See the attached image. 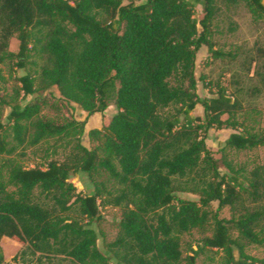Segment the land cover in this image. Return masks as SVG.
I'll return each instance as SVG.
<instances>
[{
	"label": "trees",
	"instance_id": "obj_1",
	"mask_svg": "<svg viewBox=\"0 0 264 264\" xmlns=\"http://www.w3.org/2000/svg\"><path fill=\"white\" fill-rule=\"evenodd\" d=\"M263 1L248 0L264 14ZM219 2L238 0H0V58L17 38L19 69L26 68L31 50L44 60L37 80L18 79L20 94L35 96L55 87L64 104L78 105L89 117L116 109L107 125L89 132L98 145L87 147L85 122L44 120L38 103L11 105L13 139L7 141L0 125V154L53 142L45 168L26 169L9 160L7 177L0 178V242L18 239L24 246L15 262L181 264L180 236L213 220L212 236L191 249L187 264H195L205 249L224 251L227 264H264L244 252L245 245L264 250V206L231 220L209 209L215 202L219 209H237L245 185L220 172L206 144L210 130L235 131L225 149H264V131H238L237 99L223 89L212 97L198 94L201 47L221 56L210 35ZM198 105L203 116L193 117ZM102 172L120 188L108 201L96 183ZM78 175L94 184L92 193L77 191L72 179ZM250 177L249 196L257 203L264 198V165ZM102 200L122 212L107 254L91 227L100 220Z\"/></svg>",
	"mask_w": 264,
	"mask_h": 264
},
{
	"label": "rangeland",
	"instance_id": "obj_2",
	"mask_svg": "<svg viewBox=\"0 0 264 264\" xmlns=\"http://www.w3.org/2000/svg\"><path fill=\"white\" fill-rule=\"evenodd\" d=\"M262 4L264 5V1ZM219 9L212 23L210 35L215 53L221 56L216 57L206 46L201 47L195 68L198 94L202 98L212 97L220 89L225 90L229 97L233 100L237 99L241 105L233 120L241 125L238 131L259 134L264 131V14L250 5L248 0H238L231 5L219 2ZM195 17L198 20L202 19L201 6L197 7ZM98 18L105 20L103 15H98ZM19 46L20 42L17 38L11 39L7 52L0 58V125H4L8 132V142H12L13 139L8 115L14 103L23 106L38 103L41 109L39 117L55 123H63L74 117L71 106L60 100V94L55 87L44 92L39 91L35 96L24 97L19 93L18 79L30 75L37 80L44 61L36 55V50H31L26 68L19 69L16 66ZM113 109L116 111L114 107ZM111 112L109 111V114H112ZM192 116L198 117L196 111ZM227 118V116L223 117V119ZM108 123V119L103 120V126ZM232 133L235 131L229 128L212 129L206 141L208 148L219 162L220 172L226 176L238 177L245 184L244 188L240 189L243 198L237 209L233 210L230 207L219 209L217 202L212 203L209 208L211 215L217 214L219 219L224 220L240 217L247 211L264 206V198L256 203L249 196L250 175L256 168L264 165V149L238 151L223 148V144ZM82 143L87 147L98 145V141H91L86 135L83 136ZM52 144L53 142H49L20 148L13 155L0 154V178L6 179L5 165L9 160L26 169L45 168L47 160L52 156ZM63 154L61 149L57 157L62 158ZM72 181L78 192L89 194L94 190V184L83 175L74 177ZM96 183L106 201L109 194L116 195L120 189L117 183L103 172L96 176ZM179 196L183 199L199 201V196L191 193H180ZM103 201L105 200L101 201L100 220L95 221L91 227L97 233L99 250L107 254L108 246L118 237L122 212L120 208ZM213 230V220H210L205 226L180 236L183 251L181 264H187L186 258L191 254V249L203 245L204 239L212 236ZM231 235L233 238L238 236L236 231H232ZM23 249L24 246L18 239L3 238L0 242L3 264H22L20 260L19 263L15 262V258ZM244 252L258 261L264 259V250L258 246L245 245ZM238 253L235 250L234 256L238 257ZM113 263L114 260L110 264ZM195 264H227V255L222 250L205 249Z\"/></svg>",
	"mask_w": 264,
	"mask_h": 264
},
{
	"label": "crops",
	"instance_id": "obj_3",
	"mask_svg": "<svg viewBox=\"0 0 264 264\" xmlns=\"http://www.w3.org/2000/svg\"><path fill=\"white\" fill-rule=\"evenodd\" d=\"M72 113L74 114V117L79 122H85V134L84 136H88L89 132L92 129H100L103 127V120L110 119L116 114V111H114L113 107L108 108L104 113L101 114H95L93 116H88L86 112H84L78 105L72 104ZM109 111H112V114H109ZM197 116L202 117L203 116V108L198 105L195 109Z\"/></svg>",
	"mask_w": 264,
	"mask_h": 264
}]
</instances>
